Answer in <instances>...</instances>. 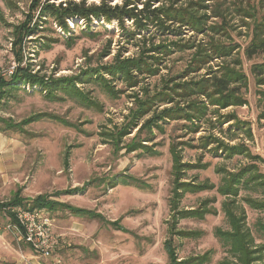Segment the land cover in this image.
<instances>
[{
  "label": "rangeland",
  "instance_id": "obj_1",
  "mask_svg": "<svg viewBox=\"0 0 264 264\" xmlns=\"http://www.w3.org/2000/svg\"><path fill=\"white\" fill-rule=\"evenodd\" d=\"M45 1L0 0L1 75L9 78L10 71L13 73L18 65L15 30L17 26L29 22L30 18H33L31 25L39 22L40 29L23 43V64L27 63L33 72L48 77L81 75L86 69H100L118 59L135 57L151 45L164 43L173 50L163 56L156 51L146 52L159 56L157 73L142 74L136 86L114 79L112 83L115 89L121 90L118 95H110L96 82L78 84L98 102L97 107L84 105L66 95L63 100H50L40 88L28 85L7 92L0 103V203L9 201L19 193L24 204L12 206L0 213V264H167L169 256L165 243L169 238L175 241L178 257L202 254L212 249V259L208 264H220L228 253L219 240L217 230L228 229L229 222L221 206L225 197L218 193L217 188L226 170L234 171L242 165L255 164L264 173V102L259 101L260 87L251 72L253 63L264 62V51L251 59L245 54V48L250 43L248 23L251 19L241 14V11H236L237 5L246 7L252 3L254 6L259 0L205 2L208 5V25L223 24L222 17H213L216 7L228 23L226 33L218 35L216 39L232 43L236 48L227 61L248 76V86L242 89L247 103L227 108L208 104L210 110L200 121L198 132L187 131L184 126L189 123L187 120L172 119L165 122V132L153 130V139L148 143L154 150L147 153H142L141 149L127 152L123 143L114 146L104 132L114 131L116 125L124 122L130 109L134 108L135 96L142 97L146 92L161 89L169 79L183 82V70L193 50H178L172 42H198L208 37L189 29L183 31V26L164 34L151 23L148 30L140 32L133 20L127 17L124 19V28L116 19L107 21L97 18L90 23L84 18H70L67 19L70 29L65 32L52 16L41 20L43 18L36 7L39 2ZM102 1L121 5L126 0H87V4H99ZM146 1H139L138 8H142ZM187 1L155 0L153 3L154 7H183ZM258 10L264 12V8ZM235 59H239L241 64ZM222 61L214 58L205 68L187 76V79L218 69ZM201 99L207 102L206 97ZM177 104L183 106V97L176 96L173 103L166 105ZM163 107L159 106L158 110ZM154 110H157L156 106ZM231 113L242 121L241 127L235 126L236 119L219 126L220 116ZM38 114L50 116L12 129L1 121L11 119L13 123H20ZM211 121L218 125L214 124L213 127ZM137 131L138 128L126 136L125 143ZM209 134L218 137L224 144L245 143L249 152L247 155L226 158L221 150L217 154L209 150L215 143L208 148L189 146L201 145L202 137ZM146 135L142 131L141 137ZM176 143L183 162L207 163V167L189 169L183 180H208L216 186L212 190L187 193L180 201V210L199 209L204 199L216 198L209 202L208 207L215 209L217 214H207L203 219L178 218L174 230L201 231L202 234L194 238H183L170 231L173 212L169 198L175 179L170 148ZM123 175L137 179L139 186L110 185L111 181ZM43 194L55 202L93 212L92 217L77 216L60 205L52 210L41 207L49 212L54 233L59 238V244L50 257L36 253L18 239L12 228L17 219L11 209L18 206L33 208V199ZM249 195L260 199L264 197V190L242 188L237 198L246 210L247 224L256 235L257 242H264L257 232V223L264 222V210H256L248 205L244 197Z\"/></svg>",
  "mask_w": 264,
  "mask_h": 264
},
{
  "label": "trees",
  "instance_id": "obj_2",
  "mask_svg": "<svg viewBox=\"0 0 264 264\" xmlns=\"http://www.w3.org/2000/svg\"><path fill=\"white\" fill-rule=\"evenodd\" d=\"M55 1L46 0L45 3L39 2L36 9L39 10L41 18L52 16L65 32L70 29L67 22V19L70 18H84L90 23L97 18H103L107 21L116 19L120 26L124 28V19L127 17L133 20L135 28L140 32L148 30V26L151 23L155 25L159 32H164V34L176 27L183 26V31L189 29L196 34L202 33L208 37V39L198 42L197 40H186L183 43H180V41L172 42L173 46L178 48V50H181V48H183V51L186 49L193 50L191 59L183 70V82H175L173 79H169L164 82L161 89H157L152 93L146 92L142 97L135 96L133 100L135 102L134 108L130 109V114L124 122L121 125H116V130L104 132L108 136L109 142H112L114 146H120L123 143L127 152L139 149L142 150V153L151 152L154 149L150 147L148 142L153 139V130L157 129L160 132H165V122L172 119L187 120L189 123L184 125L187 131L198 132L201 126L200 121L207 116L210 104L218 106L217 108H227L230 106H243L247 103L242 89L248 86V76L242 69L232 66L227 61L228 58L233 56L236 48L232 43L227 44L219 40V38L216 39L218 35L226 33L228 27V23H226L224 15L218 7L214 9L213 17H222L223 24L212 23L208 25V5L205 2L213 0H188L183 4V7L174 5H158L154 7L153 1L155 0H148L143 3L142 8H138L137 5L141 0H126L121 5H112L106 1H102L99 4H87V0H67L65 3L59 2L58 4ZM132 4L134 6L129 7ZM258 8H264V0H259V3L254 6L249 3L246 7L239 5L236 7V11H241V14L251 19V22L248 23L251 31L250 43L245 48V54L249 59L264 51V12L261 13ZM41 20L46 19L43 18ZM32 21L33 18H30L29 22L16 27L14 42L18 65L9 78L0 74V103L10 89L28 85L33 88H40L45 97L50 100H63L65 98L64 95H66L80 101L84 105L97 107L98 102L84 92L78 84L96 82L110 95H118L121 90L115 89L112 83L114 79L122 80L129 86H136L139 84V77L142 74L149 73L154 75L157 73L158 68L156 65L159 62V56L147 54L146 52L156 51L160 56H163L168 55L173 50L170 45L164 43L151 45L149 49L144 48L135 57L118 59L112 64L103 65L100 69H86L81 75L48 77L45 74L33 72L27 63L23 64L25 58L23 43L27 37L35 34L36 30L40 29L39 22L31 25ZM129 34L135 35L133 32ZM214 58L223 60L218 69H211L209 73L196 77L193 75L194 77L187 79V76L199 72ZM235 60L239 65L241 64L238 61L239 59ZM251 72L260 87L258 89L259 101L264 102V62L253 63ZM176 96L183 97V106L181 107L179 104L167 106L166 104L173 103L176 100ZM203 97L207 98V102L201 99ZM162 105L164 107L158 110V107ZM155 106L157 110L152 111ZM46 116L50 115H34L20 121V123H13L11 119H2L1 121L5 123L7 128L12 129L13 127L21 128L25 124ZM220 117L221 119L218 120L219 126L223 125L224 122L236 119L235 126L241 127L242 121L237 119L236 115L232 113ZM54 118L59 119L58 117ZM211 124L213 127H215L214 124L218 125L214 121H211ZM137 128V133L128 143H125L124 138ZM142 131L146 132L147 135L145 137H141ZM202 141L201 145L189 146L208 148L215 143L216 145L209 150L215 154L221 150L226 158H232L235 155H247L249 152L245 143L224 144L218 137L210 134L202 137ZM182 144L184 143L182 142ZM177 147L178 143L176 145L173 144L170 148L175 174L169 198V205L173 212L170 231L183 238H194L201 235V231L183 229V231L176 232L174 230L178 218L203 219L207 214H217L215 209L208 207L209 202L211 200L215 201L216 198L208 197L204 199L199 209L183 208V210H180V201L187 193L212 190L216 186L208 180L204 182L196 179L183 180L189 169L207 167V163L183 162L179 153L180 149ZM66 157L68 159V154ZM66 164L68 165V161ZM137 182L138 180L134 177L123 175L111 181L110 185L112 187L118 184H135L139 186ZM242 188L264 190V173L259 170L257 165L245 164L234 171L226 170V175L222 178V182L217 188L218 193L225 197L221 206L229 222L228 229L219 228L217 230L219 240L228 253L220 261V264H264V242H257L256 235L247 224L246 210L237 200ZM19 196L18 193L9 201L0 203V213L12 206L24 204ZM244 201L256 210H264V197L259 199L249 195L244 197ZM56 205L66 207L70 213L77 216H93V212L86 208L55 202L49 199L46 194L38 195L32 201L33 208L45 207L52 210ZM13 219L15 222V218ZM257 225L259 237L264 240V222L260 221ZM165 246L169 256L167 264H208L212 259V249L202 254H194L183 258L178 257L173 238H169Z\"/></svg>",
  "mask_w": 264,
  "mask_h": 264
},
{
  "label": "built area",
  "instance_id": "obj_3",
  "mask_svg": "<svg viewBox=\"0 0 264 264\" xmlns=\"http://www.w3.org/2000/svg\"><path fill=\"white\" fill-rule=\"evenodd\" d=\"M12 71H10V75ZM17 221L13 223L19 240L28 244L36 253L50 257L59 244L53 230V220L45 208L13 207Z\"/></svg>",
  "mask_w": 264,
  "mask_h": 264
}]
</instances>
